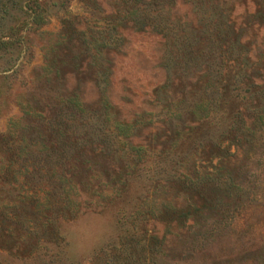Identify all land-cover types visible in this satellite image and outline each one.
Listing matches in <instances>:
<instances>
[{
  "label": "rangeland",
  "instance_id": "374dc122",
  "mask_svg": "<svg viewBox=\"0 0 264 264\" xmlns=\"http://www.w3.org/2000/svg\"><path fill=\"white\" fill-rule=\"evenodd\" d=\"M0 264H264V0H0Z\"/></svg>",
  "mask_w": 264,
  "mask_h": 264
},
{
  "label": "trees",
  "instance_id": "16d2710c",
  "mask_svg": "<svg viewBox=\"0 0 264 264\" xmlns=\"http://www.w3.org/2000/svg\"><path fill=\"white\" fill-rule=\"evenodd\" d=\"M191 2H193L195 5H197V6H199V5H202L204 2H207L208 4L210 3V0H191ZM220 27V26H219ZM218 27V28H219ZM217 28V27H216ZM173 38L175 39V41H179L178 39L179 38H177V36L175 35V36H173ZM182 38H186V36L184 35ZM185 43V42H184ZM183 50L184 51H186L188 48H190L191 46L189 45L188 47H185V44H183ZM188 54L189 55H192L193 54V52L192 51H190V49L188 50Z\"/></svg>",
  "mask_w": 264,
  "mask_h": 264
}]
</instances>
